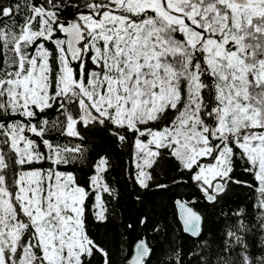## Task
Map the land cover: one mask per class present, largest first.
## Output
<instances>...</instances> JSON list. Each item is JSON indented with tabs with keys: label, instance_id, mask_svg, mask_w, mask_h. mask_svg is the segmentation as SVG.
<instances>
[{
	"label": "snow or ice",
	"instance_id": "snow-or-ice-1",
	"mask_svg": "<svg viewBox=\"0 0 264 264\" xmlns=\"http://www.w3.org/2000/svg\"><path fill=\"white\" fill-rule=\"evenodd\" d=\"M85 129L132 148L140 189L164 155L208 206L251 189L254 211L221 209L219 243L188 264H264V0H0V264H112L86 228L109 220L110 161L85 185L65 170ZM196 204L176 201L199 238ZM151 255L140 239L129 264Z\"/></svg>",
	"mask_w": 264,
	"mask_h": 264
},
{
	"label": "trees",
	"instance_id": "trees-1",
	"mask_svg": "<svg viewBox=\"0 0 264 264\" xmlns=\"http://www.w3.org/2000/svg\"><path fill=\"white\" fill-rule=\"evenodd\" d=\"M89 133L85 137V147L88 149L86 159L82 164L69 166L68 169L76 172L79 182L85 185L88 176L91 174L90 165L101 155L106 156L110 161V168L107 173V182L116 191L115 198L108 197L109 220L114 235L115 258L113 264H128L132 247L141 237H144L152 248V255L149 258L150 264H171L168 257L173 250L181 251L184 264H188L195 257L190 254L200 252L204 245L215 247V240L218 244L220 233V220L218 212L235 210L244 207L254 211L252 206L255 203V193L246 187L233 186V190L228 194L225 201H221L216 207L208 206L200 199L198 190L194 189L189 182L187 185L173 183V177L179 178L176 162L167 155L162 156L153 166L152 174L154 179L150 182L148 189H140L134 180L129 177L134 174L133 150L131 147H122L118 143H113L107 136L94 133L85 129ZM237 175L241 179L251 182L250 176L241 175V170L237 169ZM186 179V177H185ZM167 184V188H159L157 185ZM140 199L137 200L136 196ZM196 199V209L205 216L203 232L199 238L193 239L185 235L177 219L174 206L175 200ZM91 197L88 206H91ZM147 218L143 225L139 220ZM132 224V228L127 225ZM102 227L91 215L87 216L86 228L89 235L97 233ZM137 233L138 237L126 252L128 238L131 234ZM257 247L259 238L257 237Z\"/></svg>",
	"mask_w": 264,
	"mask_h": 264
},
{
	"label": "rangeland",
	"instance_id": "rangeland-1",
	"mask_svg": "<svg viewBox=\"0 0 264 264\" xmlns=\"http://www.w3.org/2000/svg\"><path fill=\"white\" fill-rule=\"evenodd\" d=\"M101 225L102 227L99 229V231L90 236L109 250L110 255L112 257V264H113V261L115 258V254H114L115 249L113 247V245L115 244L114 235H113L114 233L109 223H105ZM137 237H138L137 233H133L129 236L126 252L129 253V249L131 248L132 244L135 242Z\"/></svg>",
	"mask_w": 264,
	"mask_h": 264
},
{
	"label": "water",
	"instance_id": "water-1",
	"mask_svg": "<svg viewBox=\"0 0 264 264\" xmlns=\"http://www.w3.org/2000/svg\"><path fill=\"white\" fill-rule=\"evenodd\" d=\"M177 200H179V199H177ZM177 200H175V202H174V206H175V210H176V214H177L178 222H179V224H180V226H181V229H182V231H183V224H182V221L180 220L179 209H178V207H177V205H176V201H177ZM183 233H184L185 235H187V236L193 238V239H196V238H197V237H192V236H190V234H188V233H186V232H184V231H183ZM140 239H145V238H144V237H141ZM140 239H139V240H140ZM139 240H137V241L134 243L133 247H132V252H131L130 258H129V260H128V264H129V261L131 260V258H132L133 255H134L135 244H136Z\"/></svg>",
	"mask_w": 264,
	"mask_h": 264
}]
</instances>
